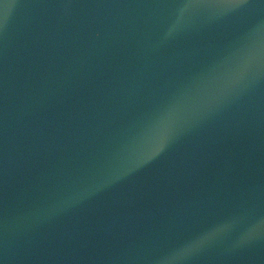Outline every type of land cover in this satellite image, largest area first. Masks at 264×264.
Segmentation results:
<instances>
[{"label": "water", "instance_id": "water-1", "mask_svg": "<svg viewBox=\"0 0 264 264\" xmlns=\"http://www.w3.org/2000/svg\"><path fill=\"white\" fill-rule=\"evenodd\" d=\"M0 264H264V0H0Z\"/></svg>", "mask_w": 264, "mask_h": 264}]
</instances>
